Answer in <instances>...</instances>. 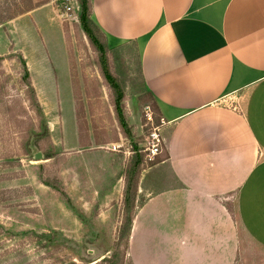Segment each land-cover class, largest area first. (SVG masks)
I'll return each instance as SVG.
<instances>
[{"label": "crops", "instance_id": "1", "mask_svg": "<svg viewBox=\"0 0 264 264\" xmlns=\"http://www.w3.org/2000/svg\"><path fill=\"white\" fill-rule=\"evenodd\" d=\"M90 4L110 49L133 47L163 121L162 153L138 179L130 263L264 264V0Z\"/></svg>", "mask_w": 264, "mask_h": 264}, {"label": "rangeland", "instance_id": "2", "mask_svg": "<svg viewBox=\"0 0 264 264\" xmlns=\"http://www.w3.org/2000/svg\"><path fill=\"white\" fill-rule=\"evenodd\" d=\"M6 4L25 13L0 26V264H131L125 182L138 184L156 162L143 144L160 124L134 49H110L99 37L103 48L94 47L78 2L73 14L63 0ZM102 64L120 85L125 128Z\"/></svg>", "mask_w": 264, "mask_h": 264}, {"label": "trees", "instance_id": "3", "mask_svg": "<svg viewBox=\"0 0 264 264\" xmlns=\"http://www.w3.org/2000/svg\"><path fill=\"white\" fill-rule=\"evenodd\" d=\"M78 2L79 5V9H80V13H79V24L80 27L84 33V35L86 36V38L89 40V42L96 47L97 49H102L103 47L99 44L98 41V37L102 40V41H106L105 37L102 35V33L98 30V28L94 25V23L91 21L90 19V11H91V4H90V0H76ZM6 6H8V4L0 7V26H3L4 24H6L7 22H9L10 20H12L13 18H15L18 15H21L25 12H19L16 14H10L9 12V8H6ZM33 8L31 5L28 6V9H26V12L31 11ZM102 69H103V76L105 81L107 82L108 86L111 88V90L115 93L116 95V99H115V103H114V108H115V112L116 115L118 117L119 120V124L122 128H125V122H124V117H123V110H122V100H123V94L121 92V88L120 85L118 84L117 79L113 76L110 75V73L107 71V68H105V66L102 64ZM26 80H27V89L30 92V96L35 100V95H34V90L32 89V86L30 84L29 78H28V74H25ZM148 99L151 101L152 106L154 108V110L156 111V113L158 114V110L156 107V104L154 103L152 97L149 94H146ZM33 102V101H31ZM126 193L127 198H126V203H127V208L125 210V212L129 215L128 217V222H127V227H126V247H128V236L130 233V226H131V221H132V217H133V208H134V200H135V194L137 191V180L135 179H127L126 180ZM102 263H106L109 262L107 261V259H103L101 261ZM101 263V264H102Z\"/></svg>", "mask_w": 264, "mask_h": 264}, {"label": "built area", "instance_id": "4", "mask_svg": "<svg viewBox=\"0 0 264 264\" xmlns=\"http://www.w3.org/2000/svg\"><path fill=\"white\" fill-rule=\"evenodd\" d=\"M65 1V12L73 14V10L78 12V5L75 0H63ZM73 2V5H72ZM75 6V7H74ZM147 120L151 121V115L147 114ZM163 124V121L160 120L159 126L154 127L149 131L145 137L143 144V152L145 153L146 160L148 162H153L156 157L162 153V139L160 136V126Z\"/></svg>", "mask_w": 264, "mask_h": 264}, {"label": "water", "instance_id": "5", "mask_svg": "<svg viewBox=\"0 0 264 264\" xmlns=\"http://www.w3.org/2000/svg\"><path fill=\"white\" fill-rule=\"evenodd\" d=\"M33 158L35 161H38L42 158L41 154L39 152H35L33 155Z\"/></svg>", "mask_w": 264, "mask_h": 264}]
</instances>
